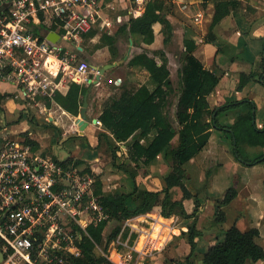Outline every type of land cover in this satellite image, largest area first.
I'll use <instances>...</instances> for the list:
<instances>
[{
	"label": "crops",
	"instance_id": "0c3cea01",
	"mask_svg": "<svg viewBox=\"0 0 264 264\" xmlns=\"http://www.w3.org/2000/svg\"><path fill=\"white\" fill-rule=\"evenodd\" d=\"M147 1L148 0H99L100 17L98 18L96 27L92 29V31H95V34L90 37L91 43L92 45H94V47H100V43H102L101 37L103 33H107L110 36H115L116 41L113 45V49H111L109 44L104 45V47H107L108 51L110 52L109 59L105 58V60H103L102 62H91L89 60V62L91 63L90 67L92 68V76H94V74H97L98 72V70L94 68L95 66L101 68L109 63H115V66L107 69L105 73L101 75L99 81L94 83L92 86V90L88 95L87 107V115L90 118V122L88 123L84 131L80 130L78 124L80 112L76 115L64 110V108H62L61 105L56 102H52L51 106H47L43 101L39 103H31L32 105L28 106L27 110L25 111L23 110L24 107L22 102L14 95V87L7 83H0V94L5 95V99L1 103L0 109L5 106L11 112H15L18 108H20L23 113L30 112V108L33 109L34 112H36V115L37 112H41V114H43L44 116L39 121H42V123H47V125L52 124L53 126H56L58 128L60 135L59 144H64L66 141H71L75 144H79L78 146L80 151L72 153L66 159L61 160L52 153V146H54V143L49 134H47L46 132L42 134L44 136H41L39 135L40 133L32 132L31 128L23 127L20 132H18V134H15L13 130H10L11 134L9 133L7 135L25 140H27L28 138L37 142L39 146L35 150L42 153L44 156L51 157L55 160L66 162L69 159H78L82 160L83 162L92 163V169L94 171H96L95 164L97 163V161H99L100 154L103 152L105 154H112L111 147H116L118 157L122 156L125 163H131V161L129 160V153L124 152V149L128 148L127 143L131 141V138L128 139V141H118L117 138L102 123L100 117L105 109L112 108V105L116 102L120 103L124 101L125 98H128L142 85H146L150 90L155 89L156 83L151 79L149 73L144 68L140 66L129 65L130 60L135 55L146 51L150 56H154L157 59L158 63L161 64L162 59L160 57V51H163L165 53V58L168 60V67L171 71V68L169 66L172 61L170 57V51L166 50L165 48L170 41H168L167 43L165 42L166 35L164 33L163 24L157 22L153 25L155 39L151 44L143 42L141 36L138 34L127 33L116 36V32L119 30V28L124 25L131 17H138L143 13ZM168 1H172L174 3L172 12L168 14V19L170 20L172 25L175 15L177 16L180 11L185 13H182L185 17L194 16L193 23L201 24L204 20L209 21L207 33L205 34L204 39L201 37H191H193L198 43L194 54L203 62L205 67L221 76L218 86L208 96L210 104L212 106H217L226 102L249 98L256 104V121H258L257 112L264 110V90L263 92L259 90L258 85L264 84L261 81L253 78L242 90H238L237 86L239 83L240 75L242 73L254 74V72L259 73L262 71V53L260 54L261 56L258 57L257 61L255 60L254 55H250L252 63L251 70L238 71L239 73L236 75V77L232 78V80L229 81H226L225 77L231 78V74L228 73V71H222L220 69L217 59L221 62V60L227 59L229 57V55L227 56L228 50L225 51L223 49L224 45H226L227 47L232 45L238 48L241 51L240 53H243L246 58H249L246 49H241V45L247 43L244 36V33L246 32L250 34L249 39L250 41H252L250 42L252 46H254V38L256 39V43H263L264 0H237L236 8L232 9L231 12L215 26L213 30L215 34L214 42L208 41L207 36L210 31L215 3L221 0ZM191 13L193 14L192 16ZM225 18H227L226 22L221 25V22ZM186 35L187 34L184 32L183 47L184 38L186 37ZM125 40L128 41V49L126 54H124L122 50V46ZM216 40L219 41L221 45L220 48L215 44ZM259 50L260 48H258L255 53L257 54ZM234 62L235 61H233V63ZM256 78H258V76H256ZM118 79H121V81L117 82ZM228 82L231 83L228 84ZM82 85L89 86L91 84L83 83ZM69 87L70 84H68V86L65 88V91L62 93L66 94L69 90ZM178 94L176 96L177 99ZM172 104L170 106H172ZM234 117L235 111H230L220 116L219 119L222 124L229 125L234 121ZM171 121L174 127L178 126L177 122L172 118ZM258 124L260 126L264 125V120L262 121V123ZM4 129L7 130V127L5 126ZM100 133H106L108 135V138H103L102 140H100ZM156 133V130H153L147 138L140 136V132H137L135 136L142 144H147L151 139H153ZM68 134L70 135L68 136ZM73 134L74 136L71 137V135ZM219 135L225 136L229 141L222 143L219 139ZM228 143L230 146H228ZM47 149H50V155L46 153ZM88 151L92 153V160H89L84 156V153ZM167 162L169 163V161ZM186 164L190 166L186 168L187 177L184 179V184L194 194L193 198H185L182 200L186 215L182 214L181 212H175L172 215L166 217L157 212H147L134 215L125 220L122 224L121 233L117 236L116 239L112 240V247L109 249V254H105L111 261H114L115 264H117L119 260H125L126 255L132 251L134 252L135 256L140 255L142 257V264H164L166 260L172 259L173 257H177L179 260L184 261L191 253V245L183 233L187 232L191 225H195L197 230L200 231V235L195 239L197 243L196 251L191 257L194 264H204V255L208 247L224 239H219L218 236H215V233L218 230L216 216L219 210H222L226 215V206L228 205V207H231L230 204L240 197L239 191H237V189L235 188L237 191V195L232 199V201L227 203V205H224V203H222L225 197L224 195L223 198L214 202V207L211 206L209 198L207 199L206 203H202L201 201H199V195L205 189H209L210 191H212V193H221L222 189H219L217 187L214 179L216 177V179L224 181V177L218 176V173L224 170L227 164L233 167V169L231 170H233L235 173L238 172V170L241 168L242 164H240L239 160L236 158L233 152L231 139L224 131L212 129L211 137L206 147ZM149 169L150 174L146 178L147 183L153 181L154 184H159V188L157 189H161L164 184V178L169 174L171 170V165L165 167L164 164L160 165L159 161L157 160L149 167ZM157 173H159V175H156ZM114 175L115 177H112V180H121L125 184L124 188L118 191L128 192L133 190L134 181L132 180L130 173L119 172L115 173ZM195 176H198L199 179L200 185L198 186H195L192 183ZM260 176L261 177L259 179L264 180V167L262 168V173L260 174ZM101 179L102 181H108L105 180L103 176H101ZM255 182L257 183V181ZM143 185H141V187L151 188L150 186ZM248 185V182L244 184V189L246 190L247 195L249 194ZM197 202L199 204V212L197 211V214L193 216V213L195 212L197 207ZM127 203L131 208H134L136 206V202L132 197L128 199ZM212 215L214 217V221L210 219ZM196 216H200L199 221L196 220ZM222 221H225V219ZM201 222L204 223L207 228L204 233L202 232ZM156 224H159L161 226V231L159 232L160 237H163V233L167 234L166 236H164V242H162L163 244H161V246L159 247L155 246L157 241L153 242L154 239L152 238ZM233 224H236L237 227L243 231H246L253 227L258 228L260 231V236L258 237V239L263 234L262 230L256 225L254 226L253 223H247L244 225L245 227H241L239 225V220L235 219ZM127 231V236L124 237V234ZM133 234H137V237L134 240L132 239ZM144 236L145 240H143L144 242L142 246H140V241H142ZM215 238L218 239L215 240ZM153 243L154 246H151V244ZM173 243H177L178 246L171 250V256L168 255V257H165L163 252L161 251L166 245ZM158 248L159 250H157ZM159 252L162 258L156 259V254H158ZM145 255L153 256L152 258L146 259ZM262 263H264V259L258 262H249L248 264Z\"/></svg>",
	"mask_w": 264,
	"mask_h": 264
},
{
	"label": "trees",
	"instance_id": "16d2710c",
	"mask_svg": "<svg viewBox=\"0 0 264 264\" xmlns=\"http://www.w3.org/2000/svg\"><path fill=\"white\" fill-rule=\"evenodd\" d=\"M236 6L237 0H221L215 3L207 36L208 41L214 42L213 30L215 26ZM173 7L174 3L168 0H148L143 13L138 17H131L119 28L116 36L127 33L138 34L143 42L151 44L155 39L153 25L159 22L164 26L165 42L167 43L169 35L173 31V25L168 19V14L172 12ZM94 34V30L89 32L86 39ZM101 38L113 49L116 41L115 36L103 33ZM197 45L198 43L193 37L186 35L184 38V60L179 68L181 86L175 107L177 127H174L167 114V107L171 103L170 98L175 94V87L165 53L160 51L161 64L146 51L135 55L130 60V66H140L149 73L151 79L156 83V87L154 90H150L146 85H142L124 101L116 102L112 108L105 109L100 120L118 141H128L131 138L129 160L135 162L137 166H141L138 167V172L125 168L134 181L132 191L106 193L103 191V181L101 178H97L95 194L98 196L100 206L107 218L101 219L97 224H92L87 229L90 236L83 234L80 244L82 254L79 257H73L70 264H114L98 249L104 247L106 250L110 242L121 233L123 222L134 215L147 212H157L166 217L175 212L186 215L182 200L193 198L194 194L184 184V179L187 177L185 165L206 147L212 129L227 133L232 141L236 158L243 164L255 165L264 162V125L258 127L254 121L257 111L255 102L244 98L212 106L208 96L218 86L221 76L205 67L194 54ZM261 69L262 71L259 73H242L237 86L238 90H242L253 78L264 84V44ZM89 86L73 82L66 94L56 92L54 101L64 110L77 115ZM4 99L5 95L0 94V107ZM45 103L47 106H51L52 101L47 98ZM230 111H235L234 121L229 125L222 124L219 117ZM153 130H156L157 133L147 144H142L135 136L137 132H140V136L147 138ZM99 138L100 140L107 139L108 135L100 133ZM26 141L34 149L39 146L31 139L27 138ZM250 148L256 149V151L251 152ZM111 149L114 164H117L116 159L119 157L116 147H111ZM161 157L171 163V170L164 178L163 187L161 189L141 187L137 182L138 173L148 177L150 174L148 168ZM66 162H74L77 166L83 165V161L78 159L75 161L69 159ZM85 170L90 172L87 167ZM236 195L235 187L229 188L222 203H229ZM131 197L136 202L134 208H131L127 203ZM198 207L197 202L193 216L197 214ZM224 217L225 213L219 210L216 220L224 219ZM110 221H115L117 224L106 235L105 230ZM127 233L128 231L125 232L124 237L127 236ZM183 234L191 245V253L184 261L179 260L180 264H194L191 257L196 251L195 239L200 235V231L195 225H191L188 231ZM259 236L260 231L256 227L243 231L233 224L225 231L222 241L208 247L204 255V264H248L264 259V247L257 241ZM136 237L137 234L132 235L133 240Z\"/></svg>",
	"mask_w": 264,
	"mask_h": 264
},
{
	"label": "built area",
	"instance_id": "2783aa9c",
	"mask_svg": "<svg viewBox=\"0 0 264 264\" xmlns=\"http://www.w3.org/2000/svg\"><path fill=\"white\" fill-rule=\"evenodd\" d=\"M99 9V0H0V83L14 87L23 110L47 98L55 102V93L68 84L96 79L98 72L92 76L83 55ZM45 31L59 38L53 41ZM5 131H0V264H70L82 254L87 229L107 218L94 192L95 178ZM141 260L132 251L117 264Z\"/></svg>",
	"mask_w": 264,
	"mask_h": 264
},
{
	"label": "rangeland",
	"instance_id": "374dc122",
	"mask_svg": "<svg viewBox=\"0 0 264 264\" xmlns=\"http://www.w3.org/2000/svg\"><path fill=\"white\" fill-rule=\"evenodd\" d=\"M172 2V1H171ZM178 9V6H177ZM196 10V9H195ZM178 11V10H177ZM179 12V11H178ZM181 12V13H180ZM177 16L175 15L173 19V31L169 35V41L168 44L166 45V50L170 51V57H171V63L169 64L171 68V79L173 82V85L175 87V94L173 97L170 98L171 103L167 107V114L175 120V107H176V100H177V94L180 90V77H179V68L181 67L183 60H184V47H183V33L185 32L187 35L194 36L195 38L201 37L204 39L205 34L207 33V28L209 25V21H203L201 24H196L193 23L194 21V16L191 13L192 17H185L183 16L182 11H180ZM185 14V13H184ZM227 18H225L222 22L225 23ZM193 26V27H192ZM168 36V35H167ZM245 39L247 43L241 45V49H246L247 55H249V58H246L243 53H240L241 51L230 45V46H223V49L225 51L228 50L227 56L229 57L227 59L221 60V62L217 59L218 65L220 66V69L222 71H228V73L231 74L230 77H225L226 81L232 80V78H235L236 75L239 73L238 71H250L252 67L251 63V56L254 55L255 60H258V57L261 56L260 54L262 53L263 49V43H256V39L254 38V46L251 45L250 42V34L248 32L244 33ZM249 40V41H248ZM201 41V39H200ZM250 43V45H249ZM107 43L102 41L100 43V47H94L92 45L90 38H87L84 40V46L86 48L85 54L83 55V58H86L87 60H90L91 62H102L105 60V58L109 59L110 58V52L108 51L107 47H104ZM216 45L217 47L220 48V43L218 40H216ZM261 46V47H260ZM260 48L259 52L256 54L255 51ZM128 49V41L125 40L122 46L123 53L126 54ZM122 53V54H123ZM261 58V57H260ZM203 59V58H202ZM235 61L234 64L233 61ZM210 63V62H209ZM126 83V82H125ZM231 82H228V84ZM124 84V83H122ZM259 90L263 92L264 85L259 84L258 85ZM173 102V104H172ZM172 104V106H170ZM30 112L28 113H23L20 108H18L15 112L9 111L5 106L0 109V126L2 130L6 126L7 130L4 132L6 134H11L10 130H13L15 134H18L20 130L24 127L31 128L32 132L34 133H40L39 135H42L43 133L49 134L50 138L53 140L54 146L53 147V154L56 155L58 158L61 160L66 159L68 156H70L72 153L78 152L79 150V144H75L71 141H66L64 144H59V131L56 126H53L52 124L47 125V123H42L41 118L44 116L41 114V112H36L33 111V109L30 108ZM37 111V110H36ZM39 111V110H38ZM39 118V119H38ZM257 119L258 121L255 122L258 127L260 126L258 123H262L264 120V110L258 111L257 112ZM51 125V126H50ZM3 133V134H4ZM70 134H68L69 136ZM74 136L71 135V137ZM219 139L221 142H226L229 141L225 136L219 135ZM130 143V142H129ZM127 143L128 148L124 149V152H130V145ZM228 146L229 143H228ZM50 149H47L46 153L49 154L51 151ZM251 152H255L256 149L250 148ZM112 151V149H111ZM117 153V150H116ZM50 155V154H49ZM84 156L92 160V153L90 151L85 152ZM118 156V155H117ZM75 161V160H74ZM159 164L163 165L165 167H168L171 165V163L165 161L162 157L158 159ZM240 162V161H239ZM116 163L114 164V158L111 153L105 154L104 152L100 154L99 156V161L95 164L96 171L92 169V163L89 162H83L82 167L90 169V172H92L94 178H95V183H94V192L96 189V181L97 178H101L103 176L105 180L108 181H103V191L106 193L109 192H115L120 189L124 188V182L121 180H112V177H115V173H122L126 172L127 169H131L133 171L138 172V167L135 162L131 161L128 165L125 164V161L123 160L122 156L119 157V159H116ZM127 163V162H126ZM241 168L238 170V172H234L233 167L229 166V164L226 165V168L222 170L220 173H218V176H223L224 181H221L219 179H214L215 184L217 187L221 190V193L215 192L212 193L209 189H205L200 195H199V201L202 203H206L207 199H210V204L211 206L214 207V202L218 201L219 199L223 198L227 190L231 187H235L237 191H239L240 197L237 198L235 201H233L230 206L228 207L227 204V209H226V215H225V221H222L224 219H219L217 220V231L215 233V236H218L219 239H223L225 235L226 229L232 226L234 223L235 219L239 220V225L241 227H245L244 225L247 223H253V225L259 227L263 234L262 236L258 239V243H260L264 247V180L259 179L261 176L260 174L262 173V168L264 167V162L255 164V165H245L242 162H240ZM190 165L186 164L185 168H188ZM254 167V168H253ZM144 168V166H142ZM149 172L150 169L148 168ZM129 173V172H127ZM156 175H159L157 173ZM217 176V177H218ZM146 178L142 173H138L137 175V182L139 185H147L150 186L152 189H157L159 188V184H154L153 181L148 182L146 181ZM111 179V180H110ZM102 180V179H101ZM257 181V183L255 182ZM248 182V192L249 194L247 195L246 190L244 189V184ZM255 182V183H254ZM151 183V184H150ZM195 186L200 185L199 184V179L198 176H195L194 181L192 182ZM239 199V201H238ZM199 212V211H198ZM262 214V215H261ZM200 216H196V220L199 221ZM212 221H214L213 215L210 218ZM115 221H110L107 225V228L105 230V234H109L111 230L116 226ZM259 224V225H258ZM201 227H202V232L204 233L205 230H207L206 226L204 223L201 222ZM150 231V230H149ZM166 233H163V237L161 238H152L154 239L153 242H156L157 247L161 246L164 242V236H166ZM218 238H215L218 239ZM142 240H145L143 238ZM214 240V241H215ZM151 246H154V243L151 244ZM176 246H178L177 243L169 244L164 247V249L161 251L163 252L164 256L168 257L171 256L170 252L173 250ZM112 247V241L110 242L108 248L104 250V247H101L102 249H98L102 254H109V249ZM121 248V245H120ZM159 250V248L157 249ZM172 254V253H171ZM106 256V255H105ZM153 255H145V258H152ZM162 256L160 255V252L156 254V259H161ZM114 264L115 262L112 261ZM146 262V261H145ZM180 264V261L177 257H173L172 259H168L164 262V264ZM252 263V262H251ZM147 264V263H146ZM202 264V263H198ZM264 264V263H262Z\"/></svg>",
	"mask_w": 264,
	"mask_h": 264
},
{
	"label": "water",
	"instance_id": "95a60500",
	"mask_svg": "<svg viewBox=\"0 0 264 264\" xmlns=\"http://www.w3.org/2000/svg\"><path fill=\"white\" fill-rule=\"evenodd\" d=\"M45 35L48 36L49 39L56 41L59 38V35L56 32H49V31H45ZM113 66H115V63L111 64H106L105 66L98 68V67H94L95 69L98 70V75L96 76V79H94L91 82V85L88 88V91L85 93L84 95V100H83V105L80 109V118L78 121L79 127L81 131H84V129L86 128V126L88 125V123L90 122V118L87 115V107H88V95L92 90V86L94 83L98 82L101 75L105 73V71L107 69L112 68ZM255 121V120H254ZM4 261V254L0 249V263H3Z\"/></svg>",
	"mask_w": 264,
	"mask_h": 264
},
{
	"label": "bare ground",
	"instance_id": "6f19581e",
	"mask_svg": "<svg viewBox=\"0 0 264 264\" xmlns=\"http://www.w3.org/2000/svg\"><path fill=\"white\" fill-rule=\"evenodd\" d=\"M157 223V222H156ZM161 231V226L159 225V224H156L155 225V228H154V232H153V237L154 238H159L160 237V234H159V232ZM162 234V233H161ZM144 238H145V236H144ZM161 238V237H160ZM167 238V237H166ZM169 239H171V238H169ZM143 240L142 241H140V246H142V244H143ZM143 248V247H142Z\"/></svg>",
	"mask_w": 264,
	"mask_h": 264
}]
</instances>
